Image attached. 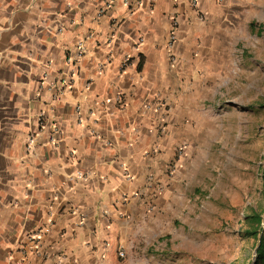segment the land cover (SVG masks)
Masks as SVG:
<instances>
[{
	"label": "crops",
	"instance_id": "obj_1",
	"mask_svg": "<svg viewBox=\"0 0 264 264\" xmlns=\"http://www.w3.org/2000/svg\"><path fill=\"white\" fill-rule=\"evenodd\" d=\"M244 1L0 0V264L184 261L204 209L183 81Z\"/></svg>",
	"mask_w": 264,
	"mask_h": 264
},
{
	"label": "rangeland",
	"instance_id": "obj_2",
	"mask_svg": "<svg viewBox=\"0 0 264 264\" xmlns=\"http://www.w3.org/2000/svg\"><path fill=\"white\" fill-rule=\"evenodd\" d=\"M232 9L228 31L205 38L198 72L183 81L191 86L198 80L202 92L190 189L204 214L198 228L186 230L179 264H252L255 257L256 243L245 231L246 216L264 204V0H245Z\"/></svg>",
	"mask_w": 264,
	"mask_h": 264
},
{
	"label": "trees",
	"instance_id": "obj_3",
	"mask_svg": "<svg viewBox=\"0 0 264 264\" xmlns=\"http://www.w3.org/2000/svg\"><path fill=\"white\" fill-rule=\"evenodd\" d=\"M251 29H257L255 21L250 22ZM263 26H259V30ZM248 228L245 231L248 239L255 241V257L252 264H264V204L260 208H253L252 213L246 216Z\"/></svg>",
	"mask_w": 264,
	"mask_h": 264
},
{
	"label": "built area",
	"instance_id": "obj_4",
	"mask_svg": "<svg viewBox=\"0 0 264 264\" xmlns=\"http://www.w3.org/2000/svg\"><path fill=\"white\" fill-rule=\"evenodd\" d=\"M190 3L192 5V8L197 12L196 14L199 15L200 17L203 16V14L199 11V0H190ZM117 23V22H115ZM178 26H179V22L176 18L173 19V23H172V27H171V30H170V35H169V42H168V47L169 48H173V45L177 39V30H178ZM59 32H64V28L63 27H60L59 28ZM90 37V36H89ZM141 42L143 41V38H141L140 40ZM86 54V49L84 48V43L80 44V50H79V54L78 56L76 57V62L73 63V66H76L77 65V62L80 61L82 59V57ZM128 62V60L125 61L124 64H126ZM117 102L118 103H122V95L120 94L117 98ZM161 106H164L163 103H158V107H161ZM149 107V105H148ZM77 175L79 177H84L85 174L81 171H79L77 173ZM29 242H32L33 243V246H35L36 248H38V238L36 235H31L29 236ZM25 248H23V251ZM121 255L123 256L124 253L121 252ZM27 257H24L23 259V262L22 263H26L27 264Z\"/></svg>",
	"mask_w": 264,
	"mask_h": 264
}]
</instances>
